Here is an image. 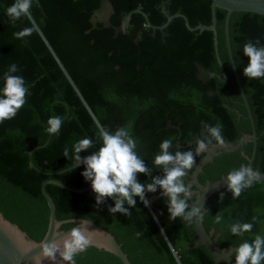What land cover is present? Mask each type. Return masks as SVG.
Returning a JSON list of instances; mask_svg holds the SVG:
<instances>
[{
	"label": "trees",
	"instance_id": "obj_1",
	"mask_svg": "<svg viewBox=\"0 0 264 264\" xmlns=\"http://www.w3.org/2000/svg\"><path fill=\"white\" fill-rule=\"evenodd\" d=\"M111 1L114 25H121L131 10L140 8L131 15L129 24L133 28L117 37L111 27L100 23L91 29L90 16L100 0H38L39 6L34 2L31 14L39 31L21 40L13 33L31 27L32 22L26 17L9 20L5 12L14 0H0V89L4 73L15 63L20 70L14 75L24 78L29 93L17 115L0 123V212L37 242L44 237L49 222L42 182L54 178L77 189L91 184L81 175L84 166L72 167L75 161L64 157L63 151L85 137L93 140L94 147L80 155L98 150L101 142L97 124L110 132L126 128L137 141V154L152 168V176L163 174L153 161L161 142L169 139L165 129L158 130L163 121H157L153 114L163 119L166 107L182 103L204 107L200 112L196 108V123L186 128L188 138L193 137L191 128L192 132L198 130L203 120L208 126L221 124L222 136L234 144L252 132L226 48L225 9H215L217 47L212 30H189L185 19L175 16L162 29L151 30L157 37L144 34L138 57L132 40L135 30L147 22L162 26L168 16L178 13L185 15L191 26L210 25L212 0H166L163 5V0ZM229 37L257 134L252 168L264 172V77L249 80L243 74L248 63L244 44L260 38L264 45V15L233 12ZM194 60L204 64L206 83L196 77ZM180 75L187 79L186 85H180ZM210 89L213 95L208 94ZM52 116L63 120L56 135L46 132ZM252 146V142H246L238 150L215 157L203 166L198 181H215L247 165L245 155H251ZM189 149L194 147L182 151ZM169 151L175 153L174 145ZM137 179L151 182V176L143 173H138ZM45 189L54 202L57 219L79 217L101 225L113 234L130 264H215L204 245L195 246L193 221L170 218L168 198L162 197L159 188L146 193L150 201L147 207L136 197V207L130 208L127 216L109 213L108 207L115 203L111 198L96 206L92 190L75 192L54 183H47ZM194 199L195 195L188 202ZM204 208L203 225L207 231L213 229V237L219 235L217 245L221 248L238 247L256 235L264 237V181H253L235 199L226 186L209 196ZM217 214L223 217L219 224L214 223ZM253 217L257 219L253 221ZM238 221L253 223L252 231L233 235L230 225ZM75 224L66 222L59 229ZM75 260L76 264H123L115 254L93 245Z\"/></svg>",
	"mask_w": 264,
	"mask_h": 264
},
{
	"label": "clouds",
	"instance_id": "obj_2",
	"mask_svg": "<svg viewBox=\"0 0 264 264\" xmlns=\"http://www.w3.org/2000/svg\"><path fill=\"white\" fill-rule=\"evenodd\" d=\"M34 2L39 6L38 0H14V3L6 8L5 15L12 22L21 17H26L32 22L31 27L13 33L17 39L24 40L33 32L39 31L31 14ZM243 53L248 57L247 66L243 69L244 76L249 80L264 77V45H261L260 38L255 42L249 40L245 43ZM19 70L17 64L13 63L4 73V86L0 89V123L14 118L26 103V96L29 94L26 82L22 76L14 75ZM62 123L60 116L49 117L46 132L58 134ZM97 128V138L101 142L98 150L82 157V151H89L94 147L93 140L85 137L75 142L71 149L65 147L63 151L64 157L75 161L73 167L84 166L81 175L85 181L91 182V189L96 194V206L102 204L106 198H111L115 203L114 206L108 207L109 213L127 216L130 215V208L136 207V197L147 207L150 201L146 199V193H155L159 188L162 197L168 198L167 210L171 219L181 217L188 223L194 219H203V213L206 211L204 204L199 200L192 205L188 203L193 193L191 183H186L185 178L196 164L195 157L207 152L213 144V139L216 144H224L221 124L206 125L204 131L207 138L198 139L194 149H178L172 153L169 151L173 147L172 140H163L153 161L155 168L160 169L163 174L155 176L151 175L152 168L137 154V141L126 128L120 127L114 132L99 124ZM138 173L151 176V182L141 183L137 179ZM257 177L258 173L247 165L230 171L227 174V189L232 198H238L244 189L250 188ZM223 199L224 193L221 192L220 200ZM125 204L129 207H125ZM252 219L255 221L257 218ZM222 220L223 217L217 214L214 223L219 224ZM89 225V222L81 221L79 226L59 238L45 240L40 245V251L32 257L33 264H44L45 261L51 264H76L75 257L92 246L95 233L90 230ZM252 228L253 223L238 221L230 225V232L243 236L251 232ZM234 256L235 264H261L264 261V237L256 235L251 242L245 240L240 243L234 250Z\"/></svg>",
	"mask_w": 264,
	"mask_h": 264
},
{
	"label": "water",
	"instance_id": "obj_3",
	"mask_svg": "<svg viewBox=\"0 0 264 264\" xmlns=\"http://www.w3.org/2000/svg\"><path fill=\"white\" fill-rule=\"evenodd\" d=\"M165 2L166 0H163L160 4L163 5ZM216 7H220L226 10L225 21H224V35H225L226 48L232 66V70L237 85L239 87L244 106L247 111V117L249 118L252 127V132L250 134H246L242 136L235 144L231 142L225 143L223 145V148L225 151H235L238 150L244 143L252 142L253 146H252L251 155L250 156L245 155V158L248 161L247 166L252 168V163L256 153L257 134H256L250 106L246 98L240 77L238 75L231 51L230 37H229V19L231 14L236 11H245V12H252V13L264 15V0H212L211 3L212 21L210 25L191 26L189 24L187 17L183 14L178 13L172 16H168L167 22L164 25L160 26V28L165 27L173 17L181 16L185 19V24L189 30L192 31L212 30L215 34L214 44L215 47H217V39H216L217 31H216V15H215ZM139 10H140L139 7L131 10L125 16L121 25H114L111 22V16L115 12L112 1L100 0L98 7L92 11L90 16L91 29L97 28L98 23H100L105 28L111 27L114 30V36H117L119 32L123 31L128 26L132 13ZM91 29H89L87 32H89ZM196 68H197L196 77L198 79H203V75L205 72L204 64L202 62H196ZM211 92H213L212 89ZM200 134H202L203 138H207L205 135L204 127L200 129ZM198 138H199V134L197 133L195 140L190 142L188 145L194 144L198 140ZM218 154L219 152L216 151L214 147L209 148V150L205 152L204 156L201 157V159H199L195 164L194 170L191 173V183L195 186V189L192 190V193L193 195H195V199L192 203H189V205L194 204L197 200H199L200 203L205 204L209 196H211L214 192L227 186L228 183L227 175L222 176L220 179L215 181L208 180L206 181L205 184H201L197 178L198 174L203 170V166L206 163L211 162L213 160V157ZM30 165L33 166V163L31 161H30ZM256 172L258 173V177L254 181H264V172H260V171H256ZM47 183H54L63 188H66L67 190L75 191V192L92 190L91 184L88 185L87 187L77 189L54 178H49L44 180L41 185V191L49 206V222H48L47 231L44 237L42 238V240L39 242L28 238L24 231H22L16 224L7 220L0 212V264H33L32 257L35 256L40 251V245L45 240H52L53 238H59L62 234L67 233L72 228L79 226L81 221L89 222L90 230L95 233V237L92 243L93 246H96L98 248H103L115 254L117 257L120 258L123 264H130L127 254L122 250L121 245L117 242L113 234L104 227H102L101 225L89 219L79 218V217L62 219V220L57 219L55 214L54 202L45 189ZM158 196L159 195H157L156 197ZM66 222H76V224L68 229L60 230L59 227L61 226V224ZM193 224L195 231L197 233L195 246L204 245L208 249V251L213 255L215 264H235L234 261L235 258L232 257V254L234 253L236 247H232L230 249L219 247L217 245V239L219 235L216 234L213 237V232H214L213 229L207 231L203 225L202 220L194 219ZM44 264H51V262L45 261Z\"/></svg>",
	"mask_w": 264,
	"mask_h": 264
},
{
	"label": "flooded vegetation",
	"instance_id": "obj_4",
	"mask_svg": "<svg viewBox=\"0 0 264 264\" xmlns=\"http://www.w3.org/2000/svg\"><path fill=\"white\" fill-rule=\"evenodd\" d=\"M129 27L133 28V25L129 24L121 32H126L129 29ZM156 28L162 29V28H160V26H154V25H152V24L147 22V23L143 24L139 29L135 30V35L132 37V40L136 44V48H135V52L134 53L138 57L142 53V48H141L140 44H141V41L144 39V34H147V35L152 34L154 37H157L156 33L154 31H151V30L156 29ZM149 31H150V33H149ZM131 32L132 31H129V33H131ZM113 36H114V34H113ZM112 54H113V51H110L109 55L111 56ZM196 62H200V61H198V60H194L193 61L194 66H195V72L197 70L196 69ZM137 66L139 68L141 65L138 63ZM116 68L118 69L119 66L117 65ZM204 75H205V72H204ZM204 75H203V79H201V80L204 83H206V81L204 80ZM213 75H214V73L210 74V76H213ZM179 82H180V85H184V84L186 85L187 84V79H185L184 75H180ZM208 94L209 95H213L214 91L211 92V89H210L208 91ZM171 101L172 102L174 101L173 98H172ZM196 108H197V110L199 112H200V110L204 109V107L200 106L199 104L197 105V107L194 106V105H191V107H189L187 104H183L182 103V104H179V105L173 104L171 106V108L166 107V109L164 110L163 119L160 118L159 116H157L156 114H153L157 121H159V122L163 121V125L162 126L160 125L158 130H160V129H165L166 130V132L169 134V139L172 140V143L174 145L175 151L178 150V149L182 151L183 149H185L187 147H190V146L195 147L196 142L194 144H192V145H188V144L190 142H192L193 140H195V137H196L197 133L199 134V138L198 139L202 138V134H200V129L202 127L205 128V126L209 124L208 122L203 120L202 122H200V126H199L198 130H193V132H192V128H191V133H193V137L192 138H188V136H187L188 133L186 131V128L193 127L195 125L196 119H197V117H196ZM205 135H206V133H205ZM223 138H224V141H225L224 144L228 143V142H231L227 138H225V137H223ZM212 142H213V144L210 146V148L214 147L215 150L219 152L218 155L213 157V161H214L215 157L220 156L224 152H228V151L224 150V148H223L224 144L223 145L216 144L214 139H213ZM202 154L203 155L201 157H203L205 153H202ZM198 160L199 159H196V163H197ZM193 170H194V168L191 171H189V175L185 178L186 183H191V173L193 172ZM197 178H198V176H197ZM191 185H192V183H191ZM192 190H194V188H192ZM188 203H190V202H188Z\"/></svg>",
	"mask_w": 264,
	"mask_h": 264
}]
</instances>
